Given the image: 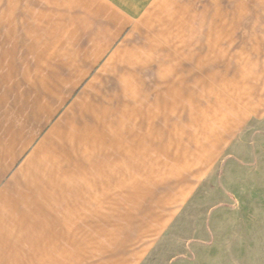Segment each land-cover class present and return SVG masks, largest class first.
I'll return each mask as SVG.
<instances>
[{
	"label": "rangeland",
	"instance_id": "374dc122",
	"mask_svg": "<svg viewBox=\"0 0 264 264\" xmlns=\"http://www.w3.org/2000/svg\"><path fill=\"white\" fill-rule=\"evenodd\" d=\"M167 7L133 68L82 85L69 145L5 189L3 214L81 238L80 264H264V0ZM16 45L0 42V117L54 60Z\"/></svg>",
	"mask_w": 264,
	"mask_h": 264
},
{
	"label": "crops",
	"instance_id": "0c3cea01",
	"mask_svg": "<svg viewBox=\"0 0 264 264\" xmlns=\"http://www.w3.org/2000/svg\"><path fill=\"white\" fill-rule=\"evenodd\" d=\"M172 2L180 0H0V42H16L15 52L26 44L30 54L38 44L43 50L44 44H54L52 64L39 66L31 92L21 93L0 117V264L81 263V238L77 245L58 243L51 231L39 234L36 226H23L22 214H3L5 189L27 183L45 160L53 161L69 145L70 129L81 125L82 85L89 82L87 89L92 90L102 75L133 68L128 60L143 52L133 44L149 41L158 12H165ZM162 52L147 57L171 53L166 47ZM93 75H100L96 82L89 80ZM231 134L203 168L214 163ZM239 198L245 204L240 194ZM32 219L35 223L30 214L27 221ZM76 251L79 258H70Z\"/></svg>",
	"mask_w": 264,
	"mask_h": 264
},
{
	"label": "bare ground",
	"instance_id": "6f19581e",
	"mask_svg": "<svg viewBox=\"0 0 264 264\" xmlns=\"http://www.w3.org/2000/svg\"><path fill=\"white\" fill-rule=\"evenodd\" d=\"M190 48V47H189ZM192 48V47H191ZM194 49V48H193ZM189 51V50H188ZM191 53V52H190ZM187 54V53H186ZM192 55V54H191ZM192 62V61H191Z\"/></svg>",
	"mask_w": 264,
	"mask_h": 264
}]
</instances>
